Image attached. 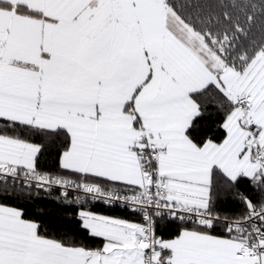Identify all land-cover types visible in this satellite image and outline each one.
Returning <instances> with one entry per match:
<instances>
[{"label":"snow or ice","instance_id":"obj_1","mask_svg":"<svg viewBox=\"0 0 264 264\" xmlns=\"http://www.w3.org/2000/svg\"><path fill=\"white\" fill-rule=\"evenodd\" d=\"M0 187L58 189L82 233L0 204V264H264V0H0Z\"/></svg>","mask_w":264,"mask_h":264},{"label":"trees","instance_id":"obj_2","mask_svg":"<svg viewBox=\"0 0 264 264\" xmlns=\"http://www.w3.org/2000/svg\"><path fill=\"white\" fill-rule=\"evenodd\" d=\"M217 119L215 109L209 108L204 117L199 120V131L211 134L215 129ZM55 157L56 152L53 148L47 155V166H53L55 164ZM238 193L253 197L258 196V193L246 183L232 190H219L215 194L216 210L222 214L229 215L240 211L242 205L239 202ZM58 197L59 192L57 191L47 193L44 191L37 192L36 190L21 191L19 189L13 190L11 187L7 191H4L0 187V204L21 208L26 218L39 222L42 231H45L49 235L79 239L82 235L77 216L79 209L74 205L65 203L63 199H58ZM88 207L92 211L102 214L133 220L137 219L127 209L121 207L106 206L103 204H91ZM157 230L159 234L167 238L174 233L175 225L167 219H162L157 223Z\"/></svg>","mask_w":264,"mask_h":264},{"label":"built area","instance_id":"obj_3","mask_svg":"<svg viewBox=\"0 0 264 264\" xmlns=\"http://www.w3.org/2000/svg\"><path fill=\"white\" fill-rule=\"evenodd\" d=\"M51 191H57V192H59L58 189H53V190H51ZM95 204H102V203H95ZM116 207H119V206H116Z\"/></svg>","mask_w":264,"mask_h":264}]
</instances>
